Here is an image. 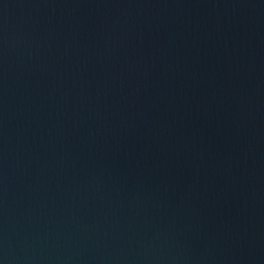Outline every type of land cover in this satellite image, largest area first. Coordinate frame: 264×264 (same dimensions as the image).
<instances>
[{"label":"water","instance_id":"water-1","mask_svg":"<svg viewBox=\"0 0 264 264\" xmlns=\"http://www.w3.org/2000/svg\"><path fill=\"white\" fill-rule=\"evenodd\" d=\"M0 264H264V0H0Z\"/></svg>","mask_w":264,"mask_h":264}]
</instances>
